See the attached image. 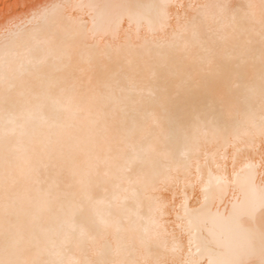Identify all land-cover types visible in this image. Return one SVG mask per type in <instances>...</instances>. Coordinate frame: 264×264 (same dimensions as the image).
Masks as SVG:
<instances>
[{
	"label": "snow or ice",
	"instance_id": "1",
	"mask_svg": "<svg viewBox=\"0 0 264 264\" xmlns=\"http://www.w3.org/2000/svg\"><path fill=\"white\" fill-rule=\"evenodd\" d=\"M69 9L94 21L115 14L135 25L140 49L154 53L136 65L137 75L147 74L139 91L168 127L161 138L134 121L123 149L110 147L78 167L63 149H52L49 166L78 177L61 188L30 160L19 163L9 126L21 100L40 109L57 91L76 90L75 81L51 67L74 54L91 64L96 32L90 38L81 18L72 33ZM124 54L123 47L106 49L109 79L135 89ZM197 92L207 101L193 106ZM0 110V264H264V0H40L27 17L0 24ZM209 142L230 148L209 154ZM144 201L150 215L136 227L140 247L133 241L116 249L122 259H112L109 228L135 223L127 206Z\"/></svg>",
	"mask_w": 264,
	"mask_h": 264
},
{
	"label": "bare ground",
	"instance_id": "2",
	"mask_svg": "<svg viewBox=\"0 0 264 264\" xmlns=\"http://www.w3.org/2000/svg\"><path fill=\"white\" fill-rule=\"evenodd\" d=\"M38 2L40 0L35 2L32 0L25 10L21 8L22 10L17 12L18 9H16L11 15H5L6 17L3 16L4 14L1 15L4 18H0V20L2 19L0 24L10 18L27 17ZM67 2L105 4L118 2V0H67ZM183 2L203 3L214 2V0H183ZM224 2L241 5L248 3L249 0H224ZM255 2L258 3L259 0H255ZM67 15L69 16L68 26L72 33L80 31L81 18L86 24L83 30L89 33L90 38L92 32H96V39L93 43L98 47L93 54L91 64L82 63L81 58L74 54L71 61L51 67L50 71L56 72L61 77H67L70 81H75L76 90L63 95L57 91L52 99L43 101V107L40 109H37L34 103L21 100L11 110V115L15 118V125L9 126V128H15L10 136V147L19 163L24 166L25 162L30 160L33 167L41 170L43 179H46L50 184L59 185L61 188L68 184H75L78 177L73 178L67 167L62 170L60 167L49 166L48 153L52 149H63L65 154L74 158V166L78 167L87 165L98 156L103 158L108 154L110 147L123 149L122 138L133 127L134 121L138 128L161 138L168 127L164 114L159 108L150 105L147 98L142 96L139 91L147 74L145 73L144 77L137 75L136 65L142 60H147L154 53H151L148 48L140 49L143 40H137L135 25L130 28L126 19L121 21L115 14L97 15L95 21L87 12H73L69 9ZM141 36H144V32H141ZM70 45L71 39L69 40ZM121 47L125 53L121 57V61L127 69L129 79L137 84V88L132 89L127 87V81H125L120 86L125 88L123 92L120 87L115 86V80L109 79L110 73L107 70L108 61L106 58V49L111 51ZM193 87L195 88L196 85ZM36 90L40 91L39 85ZM206 101L207 98L203 92H197L193 106H198ZM255 110L258 117V100ZM153 119L159 121V126L153 125ZM4 121L5 114L0 110V135L4 132ZM189 125L193 130L195 129L194 121L190 120ZM257 147H259V140H257ZM229 148V145L223 143L216 145L209 142L206 150L209 154L214 152L222 154ZM203 161L202 152L200 162L203 163ZM24 170L27 171L26 167ZM26 183L25 179L22 182V187ZM191 194V189H189V195ZM170 195L171 193L168 194V198ZM137 213L143 220L138 219ZM126 214L131 215L135 223L125 221L121 225L113 224L107 233L108 241L113 249L111 258L115 260L123 258L116 254V249L131 244L133 241L137 248L140 247L141 233L136 231V227L147 223V217L150 215L147 201H144L143 204L130 203L127 206ZM156 243L158 242H154V247ZM72 255L79 257L80 254L73 249ZM88 255H93L91 248ZM138 258L142 259L143 257L138 256Z\"/></svg>",
	"mask_w": 264,
	"mask_h": 264
},
{
	"label": "rangeland",
	"instance_id": "3",
	"mask_svg": "<svg viewBox=\"0 0 264 264\" xmlns=\"http://www.w3.org/2000/svg\"><path fill=\"white\" fill-rule=\"evenodd\" d=\"M17 1V2H16ZM36 0H33V2H35ZM26 2V3H25ZM32 2V0H0V18L2 17L1 15H3L4 17H6L5 15L8 16L12 14V12L16 9L17 12H19V10L21 8H24V10L27 8V5L30 4ZM15 4V5H14ZM13 6V7H12ZM26 6V7H25ZM11 8V9H10ZM22 10V9H21ZM20 10V11H21ZM11 12V13H10ZM2 17V18H4ZM2 20V19H1ZM0 20V21H1Z\"/></svg>",
	"mask_w": 264,
	"mask_h": 264
}]
</instances>
